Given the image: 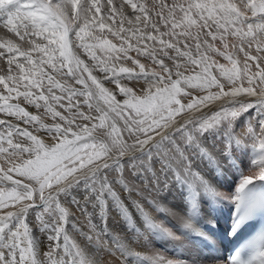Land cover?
Returning a JSON list of instances; mask_svg holds the SVG:
<instances>
[{
	"label": "snow or ice",
	"instance_id": "1",
	"mask_svg": "<svg viewBox=\"0 0 264 264\" xmlns=\"http://www.w3.org/2000/svg\"><path fill=\"white\" fill-rule=\"evenodd\" d=\"M0 24V264H264V0H0Z\"/></svg>",
	"mask_w": 264,
	"mask_h": 264
},
{
	"label": "rangeland",
	"instance_id": "2",
	"mask_svg": "<svg viewBox=\"0 0 264 264\" xmlns=\"http://www.w3.org/2000/svg\"><path fill=\"white\" fill-rule=\"evenodd\" d=\"M237 2L239 3V0H237ZM8 39H12L14 40L16 43H21L19 41V38L16 37L13 33H8L5 32V30L3 31V33H0V41H6ZM23 47V45H22ZM221 63H227L226 61H224L223 59L220 60ZM7 72V64H6V59L4 58H0V74H6ZM33 110V109H30ZM0 118H4L2 114H0ZM15 122V121H13Z\"/></svg>",
	"mask_w": 264,
	"mask_h": 264
},
{
	"label": "bare ground",
	"instance_id": "3",
	"mask_svg": "<svg viewBox=\"0 0 264 264\" xmlns=\"http://www.w3.org/2000/svg\"><path fill=\"white\" fill-rule=\"evenodd\" d=\"M114 2H116V0H114ZM4 30L5 32L10 33L7 29L3 28L2 24H0V33H3ZM114 259V257H109L105 255V264H108L109 261H114Z\"/></svg>",
	"mask_w": 264,
	"mask_h": 264
}]
</instances>
